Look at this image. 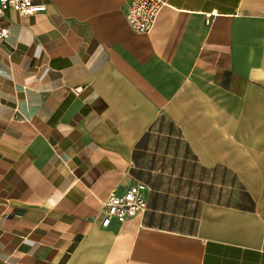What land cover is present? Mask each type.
Instances as JSON below:
<instances>
[{"label":"crops","instance_id":"0c3cea01","mask_svg":"<svg viewBox=\"0 0 264 264\" xmlns=\"http://www.w3.org/2000/svg\"><path fill=\"white\" fill-rule=\"evenodd\" d=\"M32 1L0 16V264H264V0H162L147 33Z\"/></svg>","mask_w":264,"mask_h":264},{"label":"built area","instance_id":"2783aa9c","mask_svg":"<svg viewBox=\"0 0 264 264\" xmlns=\"http://www.w3.org/2000/svg\"><path fill=\"white\" fill-rule=\"evenodd\" d=\"M164 5L162 0H130L126 19L129 27L138 33L149 32L156 17ZM44 4L32 0H0V16L7 9H12L22 15H32L44 11ZM8 28L0 26V43L8 37ZM146 209V200L137 187H131L120 194L112 193L104 202V215L101 226L107 227L112 219L121 223ZM264 251V246L262 248Z\"/></svg>","mask_w":264,"mask_h":264}]
</instances>
